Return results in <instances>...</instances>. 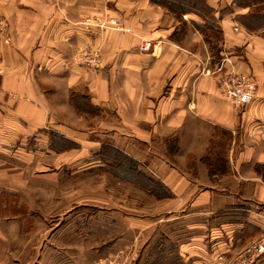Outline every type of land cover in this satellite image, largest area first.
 <instances>
[{"label":"crops","instance_id":"1","mask_svg":"<svg viewBox=\"0 0 264 264\" xmlns=\"http://www.w3.org/2000/svg\"><path fill=\"white\" fill-rule=\"evenodd\" d=\"M206 5L211 19L152 0H0L10 35L0 43V146L34 136L46 147L56 132L77 146L64 152L74 159L112 147L169 191L157 223L182 264H236L264 234V26L241 22L264 2ZM87 16L117 18L120 29L86 28ZM143 41L157 44L154 54L139 51ZM82 52L101 68L85 69ZM223 57L254 79L244 108L224 101L220 77L207 73ZM2 248L0 263L16 259ZM254 258L246 264H264Z\"/></svg>","mask_w":264,"mask_h":264},{"label":"rangeland","instance_id":"2","mask_svg":"<svg viewBox=\"0 0 264 264\" xmlns=\"http://www.w3.org/2000/svg\"><path fill=\"white\" fill-rule=\"evenodd\" d=\"M48 136L46 147L34 136L0 146V246L17 254L0 264H182L157 223L171 195L143 164L109 146L74 159L64 152L77 146ZM244 256L236 264L256 260Z\"/></svg>","mask_w":264,"mask_h":264},{"label":"built area","instance_id":"3","mask_svg":"<svg viewBox=\"0 0 264 264\" xmlns=\"http://www.w3.org/2000/svg\"><path fill=\"white\" fill-rule=\"evenodd\" d=\"M82 24L88 27H96L99 29H120L119 20L117 18H86ZM10 38L6 31L4 17L0 14V42L8 44ZM157 44L150 41H143L139 46V51L142 53L154 54ZM80 64L87 70L97 71L101 68V62L97 54L84 53L79 59ZM228 59L223 57L213 71L208 74L217 75L219 79V89L221 98L236 107H246L253 102L256 96V84L254 79L245 74L235 73L232 70H227L225 64ZM249 258L264 255V235L258 240L251 243L244 252ZM244 258L240 264H246Z\"/></svg>","mask_w":264,"mask_h":264},{"label":"trees","instance_id":"4","mask_svg":"<svg viewBox=\"0 0 264 264\" xmlns=\"http://www.w3.org/2000/svg\"><path fill=\"white\" fill-rule=\"evenodd\" d=\"M163 8L167 9L169 13L179 16L183 13L194 12L203 17L212 18V10L206 5V0H152ZM264 0H236L238 6H253ZM264 5L255 9L254 13L249 16L242 17L241 22L248 30H256L264 26Z\"/></svg>","mask_w":264,"mask_h":264}]
</instances>
